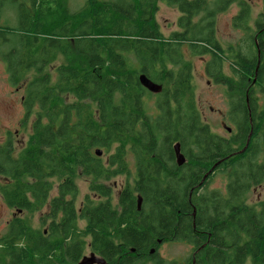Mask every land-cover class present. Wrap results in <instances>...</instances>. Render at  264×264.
Segmentation results:
<instances>
[{
    "label": "trees",
    "instance_id": "trees-1",
    "mask_svg": "<svg viewBox=\"0 0 264 264\" xmlns=\"http://www.w3.org/2000/svg\"><path fill=\"white\" fill-rule=\"evenodd\" d=\"M164 1L181 13L169 36L155 19L156 0H86L77 9L67 0H0V58L10 82L24 89L22 125L30 126L23 148L0 146V194L18 212L46 210L47 225L14 216L0 235V264H78L88 244L106 264H163L157 249L171 241L193 245L188 264H264V203H248L264 183V108L256 95L264 97V0L248 50L229 56L216 19L237 3L233 25L248 33L247 0ZM9 4L17 26L2 23ZM186 45L211 56L206 74L226 87L229 137L202 119ZM60 56L65 64L46 71ZM31 71L38 74L26 78ZM142 77L163 87L157 114L145 108L153 93ZM129 154L135 187L127 184L114 207L108 182L130 172ZM219 171L227 174L225 190L202 192ZM78 173L93 179L80 203Z\"/></svg>",
    "mask_w": 264,
    "mask_h": 264
},
{
    "label": "rangeland",
    "instance_id": "rangeland-1",
    "mask_svg": "<svg viewBox=\"0 0 264 264\" xmlns=\"http://www.w3.org/2000/svg\"><path fill=\"white\" fill-rule=\"evenodd\" d=\"M24 1V0H22ZM252 6V17L250 25L252 30L245 33L234 27L233 19L237 14L238 4H233L227 11L220 13L217 16V30L216 36L218 42L223 47L225 54L235 55L241 46L244 50H248L249 36L255 32V20L261 12H263V0H247ZM86 0H67V5L72 9H77L85 4ZM155 19L158 22L162 33L169 36L173 31L179 30L178 19L181 15L180 11L172 5H169L164 0H156ZM199 18L194 21L197 22ZM18 15L15 6L9 4L3 10L2 23H8L11 26L18 25ZM247 42V44H246ZM182 52L185 59L191 61L193 66V84L195 91V98L199 110L202 114V119L209 124L212 131L216 134L229 137L230 132L226 128L233 129V124L229 119L228 99L226 95V87L222 84L215 83L206 74V64L210 60V55H194L191 54L188 46H184ZM65 64V59L60 56L59 59L51 67H47L46 71H51L55 67ZM224 72L229 73V61L224 64ZM38 73L31 71L26 78L31 79ZM256 90H259L256 88ZM259 97V108H264V97L256 92ZM24 96V89L21 86H14L10 80L7 72L6 63L0 58V146L5 145L6 142L11 141L16 150H20L26 145L29 139L30 126L28 130L22 125L24 118V107L22 104ZM156 95L146 94L144 97V105L148 113L157 114ZM226 127V128H225ZM106 156L104 157V159ZM128 162L130 172L128 174L119 175L112 178L108 184L113 187L111 202L114 207H117L119 201L120 191L127 186L135 187V160L133 155H128ZM79 188L78 203H80L85 195L90 193L89 185L93 181L91 177L83 176L78 173L75 178ZM55 190L52 195H56L59 181L53 180ZM227 184V174L224 171H219L213 175V178L202 189V192H212L215 190H225ZM248 203L253 206H260L264 203V183L261 186L253 188L248 196ZM46 213L36 212L31 214L27 211L18 212L16 209L8 207L2 195L0 194V235L7 232L10 221L16 215H21L33 227L40 229H47V225L42 224V216ZM84 227V223H81ZM93 253L89 244L86 247L84 256H90ZM158 259L163 260V264H188L189 259L193 254V245L185 242H165L160 244L157 249ZM139 264H157L156 261L146 258Z\"/></svg>",
    "mask_w": 264,
    "mask_h": 264
},
{
    "label": "water",
    "instance_id": "water-1",
    "mask_svg": "<svg viewBox=\"0 0 264 264\" xmlns=\"http://www.w3.org/2000/svg\"><path fill=\"white\" fill-rule=\"evenodd\" d=\"M256 74H257V70H256ZM141 82L149 91H151L153 93H159V92H162V90H163L162 85H160L156 82H153L150 79H146L145 77L141 78ZM252 136H253V126H252L251 132L248 136L246 146L240 152H244L246 150V148L249 146V144L251 142ZM174 148H175L177 163L179 165H184L186 163V158L181 152L180 144L177 143ZM96 154L100 156L102 154V151L98 149V150H96ZM216 165H214L210 169V171L204 176L203 180L200 183L201 186L204 183V181L208 178V176L214 171ZM141 204H142V197L138 196V208L139 209L141 208ZM195 214H196V210L194 211V215ZM154 252H155V249H152L151 253H154ZM78 264H106V260L99 257L95 253H92L90 256H84Z\"/></svg>",
    "mask_w": 264,
    "mask_h": 264
},
{
    "label": "flooded vegetation",
    "instance_id": "flooded-vegetation-1",
    "mask_svg": "<svg viewBox=\"0 0 264 264\" xmlns=\"http://www.w3.org/2000/svg\"><path fill=\"white\" fill-rule=\"evenodd\" d=\"M257 79H256V76H255V79H254V81H256ZM153 93V92H152ZM159 93H161V92H159ZM159 93H153L154 95H158ZM226 128V127H225ZM227 129V131L228 132H230V134H232V131H233V129H230V128H226Z\"/></svg>",
    "mask_w": 264,
    "mask_h": 264
},
{
    "label": "bare ground",
    "instance_id": "bare-ground-1",
    "mask_svg": "<svg viewBox=\"0 0 264 264\" xmlns=\"http://www.w3.org/2000/svg\"><path fill=\"white\" fill-rule=\"evenodd\" d=\"M150 254V253H149Z\"/></svg>",
    "mask_w": 264,
    "mask_h": 264
}]
</instances>
